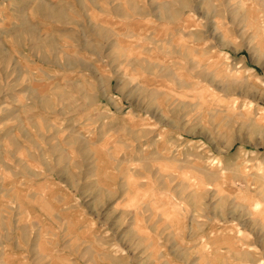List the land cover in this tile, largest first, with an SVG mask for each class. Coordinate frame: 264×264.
Returning <instances> with one entry per match:
<instances>
[{
  "label": "rangeland",
  "instance_id": "374dc122",
  "mask_svg": "<svg viewBox=\"0 0 264 264\" xmlns=\"http://www.w3.org/2000/svg\"><path fill=\"white\" fill-rule=\"evenodd\" d=\"M0 264H264V0H0Z\"/></svg>",
  "mask_w": 264,
  "mask_h": 264
}]
</instances>
